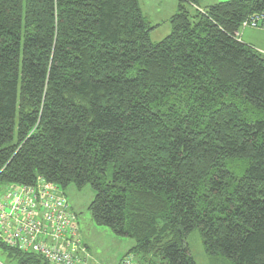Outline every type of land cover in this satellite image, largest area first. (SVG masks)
Instances as JSON below:
<instances>
[{"label": "trees", "instance_id": "16d2710c", "mask_svg": "<svg viewBox=\"0 0 264 264\" xmlns=\"http://www.w3.org/2000/svg\"><path fill=\"white\" fill-rule=\"evenodd\" d=\"M203 3L179 0L156 42L139 0H0V194L89 184L92 220L142 264H198L195 229L264 264V54L236 34L264 0Z\"/></svg>", "mask_w": 264, "mask_h": 264}, {"label": "built area", "instance_id": "2783aa9c", "mask_svg": "<svg viewBox=\"0 0 264 264\" xmlns=\"http://www.w3.org/2000/svg\"><path fill=\"white\" fill-rule=\"evenodd\" d=\"M247 27L264 29V13L244 20ZM264 54V49H259ZM78 216L54 183L39 177L35 184H9L0 194V242L37 253L50 264H85L89 250L80 239ZM0 264H3L0 261ZM123 264H131L130 259Z\"/></svg>", "mask_w": 264, "mask_h": 264}, {"label": "rangeland", "instance_id": "374dc122", "mask_svg": "<svg viewBox=\"0 0 264 264\" xmlns=\"http://www.w3.org/2000/svg\"><path fill=\"white\" fill-rule=\"evenodd\" d=\"M159 0H140V6L144 15L152 21L153 24L160 23L159 26L151 31V38L154 41H161L171 33L172 26L170 17L162 8H157L156 2ZM168 4H174V0H162ZM229 0H204L203 5L209 3L225 2ZM177 10V9H176ZM192 13L193 8H190ZM172 13V12H171ZM264 29L247 27L243 30V39L247 40L249 36L257 37L258 42L264 40ZM248 44V43H247ZM256 48L259 46L255 44ZM264 44H262L263 46ZM66 192V193H65ZM65 196L69 199L73 210L78 214V227L80 239L88 245L89 258L85 264H120L124 258L130 259L131 264H142V258L139 255L129 253L134 245V240L125 236H118L111 228L104 225H98L92 220L89 211V205L95 197V190L91 185H86L82 189L71 186L66 190ZM190 251L198 264H233L228 258L223 256H211L204 250L202 237L199 229H195L187 237ZM0 261L3 264H15V260L9 257L8 253L0 245Z\"/></svg>", "mask_w": 264, "mask_h": 264}, {"label": "crops", "instance_id": "0c3cea01", "mask_svg": "<svg viewBox=\"0 0 264 264\" xmlns=\"http://www.w3.org/2000/svg\"><path fill=\"white\" fill-rule=\"evenodd\" d=\"M174 1H175L174 4H168V3L163 2L162 0H159V1L156 2V5H157V8H162V10L167 12L168 16H171L169 14L173 15L177 11L176 9H177L178 4H179V0H174ZM139 2H140V0H139ZM209 4H213V3H209ZM209 4H205V5H209ZM150 22L152 23V21H150ZM160 24H161V22L160 23H155V24L152 23V25L156 26V27L159 26ZM243 30H242V35H241L242 37H243ZM242 37H241V40L243 42L248 43V44H250V45H252L254 47L256 46L255 44H258L259 46H257V49H264V45L262 46V44H264V40H262V42L259 43L257 37L249 36V37H247L248 38L247 40H249V41H245ZM87 247H88V245H87Z\"/></svg>", "mask_w": 264, "mask_h": 264}]
</instances>
